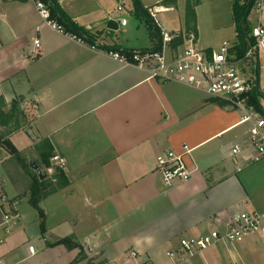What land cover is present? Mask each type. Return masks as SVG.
Masks as SVG:
<instances>
[{"label": "crops", "instance_id": "1", "mask_svg": "<svg viewBox=\"0 0 264 264\" xmlns=\"http://www.w3.org/2000/svg\"><path fill=\"white\" fill-rule=\"evenodd\" d=\"M165 1L140 0L146 9L162 10L159 18L169 32H188L182 1ZM56 2L93 44L44 24L32 0H0V98L6 113L16 102L24 121L8 139L54 184L39 203L43 230L29 202L11 205L17 219L7 224L0 205V264H170L167 253L180 238L226 232L238 212L264 213V160L247 165L232 155L247 136L242 115L201 91L149 79L147 70L110 56L106 48H152L133 1ZM233 2L227 20L213 22L206 41L200 5L195 7L199 48L237 42ZM248 22L264 26V0L256 1ZM257 63L264 109V52ZM12 126L0 125V134ZM183 146L191 149L185 161L193 178L168 189L155 171L156 157ZM54 154L66 159V170L51 166ZM59 172L66 185L58 184ZM65 238L81 249L58 243ZM132 251L136 260L129 259ZM194 264H264V236L213 246Z\"/></svg>", "mask_w": 264, "mask_h": 264}, {"label": "built area", "instance_id": "2", "mask_svg": "<svg viewBox=\"0 0 264 264\" xmlns=\"http://www.w3.org/2000/svg\"><path fill=\"white\" fill-rule=\"evenodd\" d=\"M32 1L44 24L79 43L85 42L75 34L67 32L61 24L52 19L50 9L44 2ZM118 10L122 11L123 8L120 6ZM161 11L155 7L148 9L149 15L160 30L162 37L160 51L135 50L130 55L109 52L110 56L123 64L147 70L149 79L166 84H179L201 91L209 97L224 102L227 108L238 111L242 115L241 123L249 127L243 143L233 147L232 155L236 160L242 156L243 162L247 165L264 160V117L248 104V95L255 79L254 65L264 52V26L252 28L250 37L255 40V45L239 58L236 52V48L239 47L237 42L224 43L219 49L204 50L198 47L194 32H169L159 18ZM121 24L125 26L126 20H122ZM177 40H181L182 44L174 49L172 46ZM34 46L33 53L37 56L41 49V41L35 40ZM251 68H253V74ZM190 153L191 149L183 146L181 152L166 150L158 154L155 171L166 188L187 184L192 180L194 170L189 168L185 161V157ZM51 165L55 169L64 171L67 168V161L55 154L51 158ZM237 170L241 172L243 169L239 166ZM0 205L6 224L17 219V215L12 214L10 200L1 187ZM252 235L264 236V213L238 212L233 214L226 232L213 230L198 237L180 238L177 248L170 250L167 258L170 264H194L197 256L213 246L239 244ZM28 250L30 254H34L35 247L30 246ZM137 256L134 251L129 253L131 260H136Z\"/></svg>", "mask_w": 264, "mask_h": 264}, {"label": "trees", "instance_id": "3", "mask_svg": "<svg viewBox=\"0 0 264 264\" xmlns=\"http://www.w3.org/2000/svg\"><path fill=\"white\" fill-rule=\"evenodd\" d=\"M45 3V5L50 9L51 18L55 19L59 24H61L67 32L73 33L79 38L87 41L90 44L94 43V38L85 30L78 27L72 20H70L67 15L62 11L56 0H41ZM176 0H166L165 3L175 2ZM257 0H235L232 6L233 11V19L235 22L236 28V38L237 43H239V47H237L236 52L239 58L243 57L247 50L255 45V40L250 38L249 35L251 34L252 28L248 22V16L251 10L255 7ZM134 3V11L135 15L138 19L142 20L147 27L149 33V39L152 44L151 49H144L141 51H149V52H158L161 50L162 47V37L160 34L159 28L155 25L153 19L149 15L148 9L144 8L141 4L140 0H133ZM190 6V0L188 1V11L186 12V28L188 32H194L196 34V27H195V13ZM176 43H181V40H177ZM173 43V46H174ZM109 52H120L123 54L130 55L134 51L121 49L119 47H111L106 48ZM259 72L260 67L259 64L256 63L254 65V85L252 90L249 93V102L248 104L255 108V110L264 117V109L262 107V94L259 87ZM212 103H215L221 107H225L226 104L220 100H212ZM6 104L2 98H0V125L2 127H7L9 123H13V126L10 130L4 131L3 134L0 135V148H4L8 153H10L13 157L19 159V162L23 167L31 171L32 179H33V187L38 190L39 193L42 192V199L49 195L51 192H44L46 189V185L48 183L42 177L38 176L36 172H33L28 164L27 160L21 156V153L14 147V145L8 139V135L11 134L13 129H17L19 127V120L22 114L17 109V103L13 102L11 105V109L9 112H5L4 109ZM58 180L60 185H66V179L63 172H59ZM54 191V190H53ZM52 191V192H53ZM39 195V194H38ZM29 204L38 212L40 217V226L41 229H44L45 224V215L42 209L39 207V200H30ZM58 243L65 245L69 249L80 248V245L75 243L72 238H65L60 240ZM81 249V248H80Z\"/></svg>", "mask_w": 264, "mask_h": 264}, {"label": "rangeland", "instance_id": "4", "mask_svg": "<svg viewBox=\"0 0 264 264\" xmlns=\"http://www.w3.org/2000/svg\"><path fill=\"white\" fill-rule=\"evenodd\" d=\"M181 1H182V5L185 7V11L187 12L189 0H181ZM209 1L210 0H208V2L206 0H203V1L201 0V3H200V0H190V6H189L190 8L195 10V7L198 6V4L200 5L199 17L201 20V26L204 30V40L205 41L207 39H210L211 37V32L213 30L212 29L213 22L216 23L219 21H223V19L224 21L227 20V17H228L227 8H228V5H230L229 0H219V1L217 0L214 3L209 2ZM233 1L235 0H232V2ZM197 45L198 47H200L199 44ZM213 47H217L216 49H219V44H215L213 45ZM250 70L252 73L253 68ZM248 75H250L249 72H248ZM21 123L23 124L24 121L20 120V124ZM4 131L1 132V134H3ZM7 153L8 152L4 148H2V151L0 150V155H1L0 156V174H2V176L0 177V187L3 189V191L6 190V192L9 193V195L11 196V199H9L11 202L10 205H12L14 208H17L18 202H21V203L24 202L27 204V202L33 199L39 200V203H40V201H42L43 195H42V192L39 193V191L38 190L36 191V189L33 187V179H32L31 171H28V169L23 167V165L20 164L19 159L13 157L10 153L9 155H11V157L7 159ZM27 162L28 164L30 163L29 159L27 160ZM31 170L33 169L31 168ZM33 172L35 171L33 170ZM53 187H54L53 183H48V185H46V189L44 190V192L46 193V192L52 191ZM31 231H32V228L30 227V229L28 230V233H30Z\"/></svg>", "mask_w": 264, "mask_h": 264}, {"label": "water", "instance_id": "5", "mask_svg": "<svg viewBox=\"0 0 264 264\" xmlns=\"http://www.w3.org/2000/svg\"><path fill=\"white\" fill-rule=\"evenodd\" d=\"M30 167L37 172V174L42 177L41 170L35 165L34 161L30 162Z\"/></svg>", "mask_w": 264, "mask_h": 264}]
</instances>
